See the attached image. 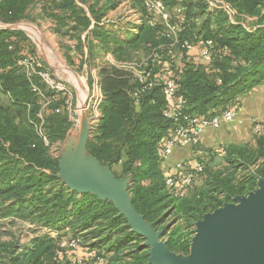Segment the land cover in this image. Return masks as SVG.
<instances>
[{"label": "trees", "instance_id": "16d2710c", "mask_svg": "<svg viewBox=\"0 0 264 264\" xmlns=\"http://www.w3.org/2000/svg\"><path fill=\"white\" fill-rule=\"evenodd\" d=\"M137 1L146 15L141 14L138 33L126 40L98 24L104 13L116 5V0H107L102 6H98L100 0H93L87 7L92 19L82 6L89 0L39 3L45 17L55 22V31L62 29L64 35L77 41L74 49L80 56L85 57L81 49V34L85 32L83 40L89 55L96 40L103 52L112 54L116 61L128 59L131 51L142 46L167 59L172 39L167 35L166 24L144 8L143 0ZM162 1L169 13V23L179 30V40L196 43L198 38L212 39L221 50L206 68L191 58L186 60V50L175 46V55L177 52L182 55V66L173 62V74L176 94L186 102L184 114L215 115L232 106L238 96L264 83V0H224L236 11L234 22L221 9L209 11L204 0ZM32 4L33 0H0V18L11 21L26 18ZM175 7H180V11L173 16ZM243 15L255 17L251 27L240 22ZM150 19L153 25L149 24ZM15 37L25 40L20 31L0 29V92L8 98L6 105L0 102V217L54 229L67 227L78 243L73 249L60 248L59 239L39 236L19 251L20 245L15 240L0 241V264H71L77 258L73 253L78 248L95 251L93 256L83 257L93 264H147L144 238L130 230L110 201L71 191L54 176L58 164L48 146L64 137L70 121L66 112L61 116L53 113L57 107L52 96L49 97L50 90L45 91L49 112L44 113L43 120L39 117L40 104L32 86L37 89L36 80L41 78L37 73L27 75L18 65L15 54L21 42H16ZM151 53L146 69L152 66ZM36 70L41 71V67ZM98 72L102 92L100 117L85 152L102 165L108 164L110 170L118 166L120 174L128 177L132 204L143 218L157 228L172 213L198 220L219 207L222 203L216 200L215 192L232 179L219 173L211 176L213 181L206 179L200 188L194 184L211 160L207 155L212 156L213 152L206 158L199 155L195 159L203 170L184 195L175 196L165 185L159 149L173 128V121L165 117L167 101L161 87L153 85L134 98L133 90L141 85L129 71L106 65ZM253 137V145L228 144L224 150L226 161L232 163L247 166L260 160L259 168L244 178L247 185L264 177V129ZM239 187L237 192L246 190L243 184ZM189 243L182 239L177 244L169 239L166 245L171 251L187 255Z\"/></svg>", "mask_w": 264, "mask_h": 264}, {"label": "rangeland", "instance_id": "374dc122", "mask_svg": "<svg viewBox=\"0 0 264 264\" xmlns=\"http://www.w3.org/2000/svg\"><path fill=\"white\" fill-rule=\"evenodd\" d=\"M39 1L40 0H33L32 6H29V9L26 11V18L17 21H11L6 20L1 16L0 26H15V28H10L9 30L20 31L25 37V40L18 37L13 38L14 40H16V42H21V47L19 46L20 49L18 48L15 54L16 61L19 66L24 68V66L21 65V62L26 59L28 62H35V68L41 67V71L33 68L41 78L36 80V85L38 86V88L42 87V89L40 88L41 91L38 88L37 89L39 91L37 89L34 90L37 92L36 96L40 104L39 117L41 118V120H43L44 113L48 114L49 112L47 110V108L49 109V104H47L48 100H46L45 94V91L47 90L51 91L50 93H48L49 97L52 96L51 98H53L51 100H54V104L58 105H55V107L57 108L54 109L53 113L61 116L64 112H66V115L69 118L70 125L66 130L64 137L61 140L56 139L52 141L48 146L50 155L53 158L57 159L58 171L54 176L60 182H62L66 188H68L65 178H67L69 175L71 169V161L79 142L82 116H85L87 122L88 139L93 135L97 127L99 117H96V113H99L100 115L99 108L101 103V101L99 103L97 101L98 94L100 92V89L97 86V79L99 77L98 71L106 65L123 67L130 63L147 64V59L149 58L151 50L148 47L145 48L144 46H142L136 51H131L128 59L116 61L114 57L104 55L103 50L100 47H97L98 44H96L95 46L93 45L92 49L94 50V52L92 51L93 54L89 55L88 47L85 43L87 50L84 47H81L85 57L81 55L80 58L77 50L71 48V44L73 43L72 40L68 38L66 34L64 35V33H62V29H60L59 31H55V22L45 17V13L42 10V5L39 3ZM222 1L225 2L224 0ZM130 2L131 7L136 6L140 14H143V16L146 15L144 9L140 5V1L138 2L137 0H130ZM177 9L180 10V8H174L173 16L177 15L176 13L179 12V10ZM120 14L121 15L116 18H113L114 14H112L109 16V18L111 19V21L116 22L115 28L124 30V27H126V21L128 20H125V18L122 17L123 13ZM129 18L130 17H128L127 19ZM234 20L235 19L232 18L231 22H234ZM254 20L255 17L243 15L240 22L248 28L249 26L251 27L253 25ZM155 21L158 22L159 20L156 18ZM128 25L129 26H127L125 29L132 30L133 25H131V23ZM176 63H178V61H176ZM152 66L157 67V64L155 62H152ZM259 85L264 86V83ZM259 85H256L254 87H257ZM56 86H58L59 89H55L57 88ZM32 88H36V86L34 85V87L32 86ZM245 95H250L249 90L240 96L242 97ZM260 95L261 94H258V96ZM262 96L264 97V95ZM7 99V95L0 92V102L3 105L7 104ZM238 104L239 102H234L232 104L236 113L240 109V106H238ZM258 104L259 102H257V104L254 103L252 106L254 115H251V117H249V119L252 121L259 120L262 117L259 116L260 110L259 106H257ZM229 125L230 129L227 130H231L234 132L235 130H237L235 129L236 126H232L233 123H229ZM247 126L248 124L245 125V128H247ZM221 127H226V124H223L219 128ZM247 133H249L251 136L249 143L253 145L255 137H253V132L252 130L250 131V127L247 128ZM223 141H227V139H224L221 142ZM197 143L198 141L191 146H195ZM244 143L241 142L238 145H244ZM226 146V144L221 143V145L219 144L213 148H203L201 150H197L193 157L194 161H196L195 159L199 158V155H201L203 158H206L205 156L209 152H213L212 156H210V154L207 155L208 158L211 157V160L208 161L203 174H201V176H198L197 181H195L194 183L198 187L204 186L206 184V179L208 181H213L214 178H211V176L219 173L220 175H227L230 179H232L231 182H224V185L220 186L222 188L219 187L215 192L216 200L222 203L220 206H222L224 203L232 202L237 195H245L248 192L254 190L257 187V180L260 178H264L258 177L253 185H247V182H243L245 180L244 178H246L251 172H255L259 168L260 160L251 165H247L248 167L245 164L240 165L238 162L232 163L226 161L224 153ZM193 159L191 161L186 160L182 162H193ZM111 172L116 177H120L121 175H123L120 174V168L118 166H113ZM58 175H60V177H58ZM128 182H130L129 179ZM242 184L244 185V189L246 187V190H244L243 192H237V189H240L239 186H241ZM12 220V217H0V241L4 242L15 240L17 244L20 245L18 248L19 251L26 247H29L31 239L37 238L39 236H48L49 238H52L54 240L59 239V246L62 242H68L73 238L75 239V237L72 236V233L67 227L54 229L40 226L34 223L32 224L21 219H15L14 221ZM196 221L197 220H195V218L193 217L185 216L180 213L177 215L172 213L169 217H167L166 221L156 229L163 231L162 239L166 243L167 240L171 239L172 242H176L177 244H179L182 239L190 241L193 235L192 232H194V223ZM67 237L69 239H67ZM86 252L89 256H93L95 251L89 250ZM91 252H93L92 255ZM173 252L181 256H186V254L180 251ZM77 260H79V264L92 263V260L84 261L82 257L74 259V262H78ZM74 262L71 261V264H73Z\"/></svg>", "mask_w": 264, "mask_h": 264}, {"label": "water", "instance_id": "95a60500", "mask_svg": "<svg viewBox=\"0 0 264 264\" xmlns=\"http://www.w3.org/2000/svg\"><path fill=\"white\" fill-rule=\"evenodd\" d=\"M87 141V122L82 116L66 185L77 193L110 201L130 230L144 238L147 264H264V178L257 180L254 190L204 213L194 223L188 254L181 256L168 249L163 231L153 227L133 206L126 175L116 177L108 164L102 165L86 154Z\"/></svg>", "mask_w": 264, "mask_h": 264}, {"label": "built area", "instance_id": "2783aa9c", "mask_svg": "<svg viewBox=\"0 0 264 264\" xmlns=\"http://www.w3.org/2000/svg\"><path fill=\"white\" fill-rule=\"evenodd\" d=\"M204 1L209 10L221 9L227 14L230 20L236 15L235 9L222 0ZM143 6L150 14L158 16L166 24L167 35L171 36L172 39L166 51L167 59H162L158 52H152L151 59L157 64V69L151 68L153 66L146 69V63H130L121 68L129 71L133 78L141 85L139 88L133 90L132 96L134 98L139 97L145 89L153 85H159L161 87L162 93L167 101V110L164 113L165 117L173 121V128L169 131L168 136L163 139L159 149V154L163 162L171 154L176 144H195L202 131L208 127H217L221 123L232 121L236 117V112L234 107L230 106L211 116H196L183 113L186 102L176 94V84L173 74V62L177 59L174 50L175 46L186 50V60L191 58V51L197 46L200 49V56L208 64L221 50L216 47L217 45L212 39L198 38L196 43H191L188 40H179L177 37L179 30L176 25L169 23V13L162 0H143ZM149 24L153 25V20L150 19ZM21 63L27 75L36 73L35 62H28L25 59ZM56 87L55 89H59L58 86ZM32 89L36 90V88ZM97 101L98 103L101 101L100 93L98 94ZM96 117L98 118L100 115L96 113ZM251 127L253 134L261 133L264 129V114L261 119L252 121ZM174 168L175 171L173 173L166 175L165 185L175 196H182L193 186L197 173L203 170V165L196 161L193 163L178 162L174 165ZM77 243L78 239L73 238L68 242H62L59 247L73 249L77 246ZM77 261H73V264H79V260Z\"/></svg>", "mask_w": 264, "mask_h": 264}, {"label": "crops", "instance_id": "0c3cea01", "mask_svg": "<svg viewBox=\"0 0 264 264\" xmlns=\"http://www.w3.org/2000/svg\"><path fill=\"white\" fill-rule=\"evenodd\" d=\"M106 1L107 0H100L98 6H102L103 4L106 3ZM116 1H118L116 3V5L113 8L108 9L104 13V15L100 18V22L98 24L100 26H103L106 29L112 31V33H114L120 39H123V40L130 39L138 33L139 25L142 22L141 14L139 13V10L136 8V6L131 7L130 0H116ZM92 3H93V0H89V2H87L86 5L79 4V5L83 6L87 15L90 18H91V16L89 15L87 7H88V5H91ZM120 13H123L122 17L125 18V20H128V21H126V27L129 26L128 24H130V23H131V25H133L132 30H128V29L126 30L125 29L126 27H124V30L123 29L120 30V29L115 28L116 22L111 21L109 16L114 14L113 18H116L119 15H121ZM128 17H130V18L127 19ZM91 23H93V21ZM84 36H85V32H83L81 34V39L83 42L82 45L86 49V46H85V43L83 40ZM72 42L73 43L71 44V48L74 49V46H75L77 41L72 40ZM96 44H98V42L96 40H93V45L95 46ZM97 47H99V45H97ZM92 51L94 52L93 49H92ZM91 54H93V53H91ZM104 55L112 56V54H110V53H104ZM181 56L182 55H180L177 52L176 61H178V63H177L178 67L182 66V64H183L181 61ZM79 57H81V56H79ZM191 59H192V62H194L195 64L203 65L206 68L208 67V63L204 59H202V57L200 56V49L197 46L191 51ZM97 86L100 89V78L99 77L97 79ZM100 92H101V89H100ZM249 93H250L249 96H246V95L242 96V97L238 96L234 100V102H239L238 106H240V109L236 113V117L231 122L229 121V122L223 123V124H226V127L219 128L220 126L223 125L221 123L219 127H208V128H206L198 136V143L195 146H191V145H187V144H176L174 146V148L172 149L171 154L166 158L165 161L162 162L163 174L168 175V174L173 173L175 171L174 165L178 162H182V161H186V160L191 161L197 150H201L203 148H208V149L213 148L219 144L221 145V143L228 145V144H240L241 142H243V143L249 142L251 136L249 133H247V128L250 127V131L252 130V127H251L252 120H250L249 117H251V115H254L253 108H252L253 104L254 103L257 104V102H259V104L257 105V106H259V110H260L259 116H263V114H264L263 113L264 112V105H263V102H264L263 98L264 97L262 96V95H264V94H262V93H264V86L259 85L257 87H254L251 90H249ZM258 94H261V95L258 96ZM100 95H101V100H102V92ZM258 97H259V100H258ZM255 100H257V101H255ZM98 115H99V113H98ZM229 123H233L232 126H236L235 129H237V130H235V132L231 131V130H227V129H230ZM247 124H248V126H247V128H245V125H247ZM224 139H227V141L221 142ZM238 140H240V141H238ZM193 162H194V159H193ZM193 162H191V163H193ZM73 254L77 258H79V257L83 258L84 257V259H85V255H86V257L89 256L87 254V252L85 251V248H78L74 251ZM86 261H87V259H86ZM91 264H93V262Z\"/></svg>", "mask_w": 264, "mask_h": 264}]
</instances>
